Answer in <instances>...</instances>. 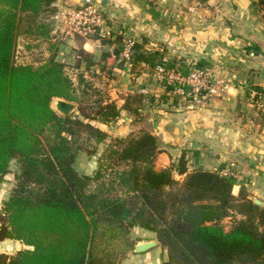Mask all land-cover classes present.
Here are the masks:
<instances>
[{
  "label": "trees",
  "instance_id": "1",
  "mask_svg": "<svg viewBox=\"0 0 264 264\" xmlns=\"http://www.w3.org/2000/svg\"><path fill=\"white\" fill-rule=\"evenodd\" d=\"M53 1L0 0V183L14 160L19 165L0 217V242L26 245L0 252V264H123L135 247V226L155 233L166 249L163 264H264V206L245 181L224 175L226 163L205 167L193 149V166L183 153L158 168L163 141L159 129L142 125L146 98L128 94L119 104L108 93L118 51L103 55L97 73L82 51L85 71L71 72L56 59L59 41L43 19ZM254 5L264 22V0ZM116 40L125 44L121 36ZM19 44L45 45L49 53L40 64L19 62ZM159 54L135 43L131 62L153 67L164 59ZM191 59L177 60L176 69L188 74L206 66ZM55 99L75 109L62 114L52 106ZM124 113L130 119L119 123ZM165 113L153 114L164 131ZM93 138L105 143L102 153L91 147ZM80 151L98 155L93 174L75 167Z\"/></svg>",
  "mask_w": 264,
  "mask_h": 264
},
{
  "label": "crops",
  "instance_id": "2",
  "mask_svg": "<svg viewBox=\"0 0 264 264\" xmlns=\"http://www.w3.org/2000/svg\"><path fill=\"white\" fill-rule=\"evenodd\" d=\"M113 2L119 6L118 17L109 24L116 34L100 37L71 34L60 23L61 11L80 5L83 0L53 1L43 13V19L55 18L53 31L59 36L56 59L79 70L86 64L85 60H78L84 51L95 61L91 70L97 73L103 64V55L118 51L117 66L109 75L113 97L121 104L124 94L140 93L142 89L148 92L144 95L146 119L142 125L154 127L156 124L154 130L159 129L156 133L163 141V151L158 155L157 164L165 163V167L177 163L183 151L181 147L199 150V162L205 167L212 169L221 163H226L222 169L235 166L248 190L264 200V22L254 0H102L108 8ZM117 36L124 42L133 39L144 44L149 51L156 49L168 61L201 59L210 70L213 82H225L229 88L210 97L198 109L180 106L171 116L165 113L161 121L170 132L167 134L154 115L151 116L152 102L148 97L177 96L176 93L164 90L155 69L148 63L127 66L122 56L125 44L121 47ZM78 63L79 68H74ZM254 90L261 91L263 99H252ZM122 117L123 124L130 119L125 113ZM79 153L75 164L81 156L95 159V168L84 172L93 174L97 155L86 152L78 159ZM238 189L236 184L234 191ZM136 227L139 228L135 226L131 233ZM144 234L146 238L137 241L157 240L152 231L146 230ZM165 256L166 249L159 243L146 252H134L125 264H142L143 260L145 264H163Z\"/></svg>",
  "mask_w": 264,
  "mask_h": 264
},
{
  "label": "built area",
  "instance_id": "3",
  "mask_svg": "<svg viewBox=\"0 0 264 264\" xmlns=\"http://www.w3.org/2000/svg\"><path fill=\"white\" fill-rule=\"evenodd\" d=\"M117 10L118 8L113 6L108 8L107 6L92 3L90 0H83V3L78 6L62 10L60 23L64 30L71 34L111 37L116 33L109 22L117 19ZM134 44L135 41L133 39H128L122 49L123 59L129 67L133 66L131 52ZM190 61L192 62V60ZM191 62L188 61V63ZM175 64L176 61L163 59L156 65L155 72L158 81L166 86L170 85V92L182 97L181 99L185 100L184 103L189 102L191 106H202L210 97L216 95L219 91L229 88V84L225 82L219 84L213 82L210 70L207 67L195 66L188 74H184L176 69ZM141 92L146 94L147 91L142 89ZM251 97L252 99H263V93L254 90L251 92ZM222 173L242 179L241 174L233 165H228L225 169H222Z\"/></svg>",
  "mask_w": 264,
  "mask_h": 264
},
{
  "label": "rangeland",
  "instance_id": "4",
  "mask_svg": "<svg viewBox=\"0 0 264 264\" xmlns=\"http://www.w3.org/2000/svg\"><path fill=\"white\" fill-rule=\"evenodd\" d=\"M96 4L101 5V6H105L106 5V4L103 5L102 0H97ZM111 6H113L115 8H119V6L115 2H113V4H111ZM45 21H47L48 23H50L52 29L55 28V25L56 24H55V18L53 16L48 17L47 20H45ZM52 34H53V37L56 35V38L57 39L59 38V36L57 34H54V31H53ZM154 47H157V46H154ZM155 50L152 49L153 52ZM48 53H49V51H48V49L46 48L45 45H42V46H40L38 48H34V49H29L28 50V49H25L22 44H19L18 45V49H17L16 56H17V60L19 62L40 64V63H42L44 61L45 56L48 55ZM192 58H194V57H192ZM194 59L196 60L198 58H194ZM190 60H192V59L190 58ZM190 60H187V63H188V61L191 62ZM137 65H139V64H137ZM156 65L153 66L154 69H155ZM134 67H136V65H134ZM203 67L206 68L205 65H203ZM69 70H70V68H69ZM79 70L80 71H85V68H81ZM70 71L71 72H74L75 69L71 68ZM161 86H163L164 87V90H166V85H164L163 83H161ZM108 93L111 95L112 98L116 99L115 97H113V94H112V87H111V80L110 79H109V92ZM140 94L145 95V93H142V92H140ZM127 96L128 95H126V94L123 95L124 100L126 99ZM163 97L164 96L148 97L149 99L150 98H153V101H152V104H151V107L152 108L149 111L150 114H151V116L153 114L155 115L157 113H163L164 111H166V114H169L171 116L173 113H176L175 109L176 108H179L180 106L181 107L196 108V109H198V108H200V107L203 106V105L202 106L201 105H199V106H196V105L195 106H191V105H189L190 104L189 102L184 103L185 100L181 99L182 97H179L178 95L177 96H175V95L174 96H171V95L169 96L168 95V96H166L167 98L165 100H164ZM169 99H170V102H168ZM116 100H118V98ZM162 105H165V106H162ZM75 113H77L76 110H75ZM122 121H123V117L120 118L119 123H122ZM90 144H91V147H93V148L95 147L96 150L99 153H102V151H104L105 143H103V142H99L98 143V142L95 141V138H93L90 141ZM180 149L183 150L182 151V154L183 153H187L188 164L190 163L189 165L190 166H193L194 165V162H195V158L192 155V153H193L192 150H190V149L186 150L183 147H181ZM85 153L86 152H82L81 151L79 153L78 159L80 158L81 155H84ZM97 157H98V155H97ZM86 158H87L86 156H81L80 160L77 159L78 161L75 164V167H77L80 171H82L83 174L87 170L94 169L95 166H96V163L94 162L95 161L94 158L93 159H91L90 157L87 158V159ZM90 163H93V165L90 164ZM163 164H165V163H162L160 165L157 164V167L158 168L159 167L162 168V167H164ZM78 165H79V167H78ZM17 170H19V165H18L17 161L14 160L12 162V164H11V172L8 173V175H7L8 178H6V180L4 182L0 183V217H1L2 214H4V209H3L4 202L11 195L12 189L14 187V183H15V172ZM88 172H90V171H88ZM177 174H178V175H176V177L178 176L177 178L183 177V175H180L179 173H177ZM251 194H252L253 198L258 197V196H255L253 193H251ZM258 198H260V197H258ZM231 223H232V220H231L230 217L224 219V225H225L226 229L230 228ZM136 229H137V227L134 229V232L131 233L132 237L135 239V244H136L138 238L139 239L146 238L145 237L146 235L144 234V232L146 231V229H144L142 227H139L137 229V231H136ZM146 234H148V232H146ZM22 248H25V244L23 242L20 243L18 241H10L9 239H6V241H4V242H0V251L5 250V251H7V253H10V254L15 253L16 251H18L19 249H22ZM5 251H2V252H5ZM133 253H134V250H132V251L129 252V254L126 257V259L124 260V263L123 264H125V262L127 261V258H129V256L133 255ZM145 262L146 261L143 260L142 261V264H145Z\"/></svg>",
  "mask_w": 264,
  "mask_h": 264
},
{
  "label": "water",
  "instance_id": "5",
  "mask_svg": "<svg viewBox=\"0 0 264 264\" xmlns=\"http://www.w3.org/2000/svg\"><path fill=\"white\" fill-rule=\"evenodd\" d=\"M92 3H96L97 0H90ZM52 106L54 109H56L57 111H59L62 114H69L70 112H72L75 109V104L64 100V99H55L52 103ZM155 118H158V114H155ZM156 126V124L154 125V127ZM8 175V174H7ZM6 175V178H8V176ZM254 201L261 205L264 206V200L260 199L258 197L254 198ZM159 245V241L156 239H150V240H139L136 242L135 247H134V252L136 253H142V252H146L149 249L158 246Z\"/></svg>",
  "mask_w": 264,
  "mask_h": 264
}]
</instances>
